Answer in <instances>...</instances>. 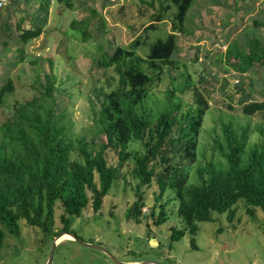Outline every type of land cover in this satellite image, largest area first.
Listing matches in <instances>:
<instances>
[{"label": "rangeland", "instance_id": "rangeland-1", "mask_svg": "<svg viewBox=\"0 0 264 264\" xmlns=\"http://www.w3.org/2000/svg\"><path fill=\"white\" fill-rule=\"evenodd\" d=\"M73 1L74 7L69 8L65 0H53L44 32L23 46L25 55L30 57L17 62L15 49L20 43L15 41L16 23L27 13L33 16L38 5L25 0H3L0 8V87L4 79L12 75L17 89L9 100L17 96L31 97L32 85L44 90L45 75L53 65L55 110L61 117L65 133L71 139L86 137L89 142L100 143L105 136L99 132L97 120L106 95L115 89L125 92L130 88L124 84L119 70L115 66L107 67L104 61L117 46L132 48L137 38L143 41L137 47V54L146 58L151 44L166 38L172 30L176 7L170 0H146L147 3L141 0ZM152 1L155 6H150ZM156 13L162 14V20L155 29L147 30ZM75 19L81 29L73 26ZM255 21L261 22L257 33H253ZM6 23L10 24V30L4 28ZM263 23L264 0H195L184 30L177 32L178 48L172 62L160 63V68L152 67L149 61L142 62L143 69L154 80L136 108L140 114L156 119L162 111L176 109L179 105L181 118L198 105L203 95L207 99L197 163L184 168L191 175V182L198 181L195 180L196 170L200 165L227 166L220 145L228 150L224 128L230 123L238 136L246 130L247 146L242 164H247L251 150L264 151V111L253 115L242 111L246 103L243 101L264 99V63L242 74L226 56L227 47L237 44L247 49L246 40L253 35L263 38L264 44ZM25 26L31 27L28 19ZM3 39H9L10 51L5 50ZM229 59L234 61L233 57ZM6 113V108L0 107V122ZM130 150L144 153L146 147L143 142L135 141ZM113 154L109 161L117 164L118 156ZM133 162L124 163L121 178L104 197L99 210L95 211L90 203L80 216L70 217V229L78 238L103 247L121 262L264 264V212L257 208L256 216H250L243 199L235 205L232 219L228 217L229 212L216 213L215 220L202 222L195 235L186 233L183 239L172 241L173 229L182 227L177 213L179 200L176 192L168 189L157 202L160 188L155 177L151 184L141 187L146 202L141 220L137 221L134 216L129 218L126 213L138 199L139 180L133 177ZM156 167L157 172L162 170L159 163ZM161 203L166 204L167 218L157 225L152 214L148 217L145 214L154 209L156 217L159 206L155 205ZM62 214V208L58 207L55 213L57 231L64 226ZM56 236H47L41 228L22 221L18 237L9 233L5 237L0 264H47ZM52 264L118 263L100 249L65 239L57 245Z\"/></svg>", "mask_w": 264, "mask_h": 264}, {"label": "trees", "instance_id": "trees-1", "mask_svg": "<svg viewBox=\"0 0 264 264\" xmlns=\"http://www.w3.org/2000/svg\"><path fill=\"white\" fill-rule=\"evenodd\" d=\"M25 1L38 6L33 16L27 13L16 23L15 41L20 43L15 49L17 62L30 57L25 55L23 46L44 32L53 3V0ZM170 1L176 7L172 30L166 38L151 44L146 58L137 54V47L143 42L137 38L132 48L117 46L104 61L107 67L115 66L119 70L124 84L130 88L125 92L115 89L106 95L97 120L99 132L105 136L100 143L89 142L86 137L71 139L65 133L61 117L55 110L53 65L45 75L44 90L32 85L31 97L17 96L10 101L8 97L17 86L12 75L4 79L0 87V107L7 110L0 122V252L8 233L19 236L22 221L41 228L50 237L62 231L73 232L70 217L80 216L90 203L95 211L99 210L104 197L121 178L127 160H134L132 174L139 183L138 199L126 215L141 220L146 204L141 187L151 184L157 177L160 191L156 201L162 200L168 189H173L179 200L177 213L182 227L173 229L172 241L183 239L186 233L195 235L202 222L215 220L216 213L229 212L228 217L232 219L235 205L241 199L245 200L250 216H256L257 208L264 212V151L251 150L247 164H242L247 146L246 130L238 136L231 123L225 126L228 150L219 145L226 167H216L213 163L198 166L197 182H191V175L186 173L185 166L197 163L198 159L200 130L208 110L203 94L198 105L181 118L179 105L176 109L162 111L156 119L136 110L146 97L147 86L154 80L143 69L142 62L149 61L155 68H160V63L172 62L178 48L177 32L184 30L188 12L195 3V0ZM65 2L67 7H74L73 0ZM149 3L155 6V1ZM161 13L153 15L147 30L157 27L162 20ZM27 19L31 27L25 26ZM77 23L73 20V26L81 29ZM260 25V21H255L253 33H257ZM4 28L10 30L11 26L6 23ZM82 33L87 35L85 29ZM9 43V39H3L6 51L11 50ZM246 44L247 49L237 44L227 47L228 62L242 74L264 63L263 38L253 35ZM230 57L234 61H230ZM243 102H246L242 109L244 114L264 111V99ZM135 141L144 143V153L130 150ZM113 152L118 156L117 164L109 161ZM157 163L162 166L160 172H157ZM155 206H159L156 217L154 209L145 216L152 214L155 224L159 225L166 221V204ZM58 207L63 210L64 226L57 231L55 213Z\"/></svg>", "mask_w": 264, "mask_h": 264}, {"label": "water", "instance_id": "water-1", "mask_svg": "<svg viewBox=\"0 0 264 264\" xmlns=\"http://www.w3.org/2000/svg\"><path fill=\"white\" fill-rule=\"evenodd\" d=\"M64 234H68V235H71L72 238L78 242H80L81 244L83 245H86L88 247H92V248H97V249H100L106 253H108L118 264H161L157 261H154V260H146V261H142V262H121L119 261L118 259H116L111 253H109L106 249H104L103 247L99 246V245H96V244H93V243H86L84 241H82L80 238H78V236L74 233V232H67V231H62L60 232L52 241V246H51V251H50V254H49V260L47 262V264H52V261H53V257H54V253H55V250H56V247L57 245L59 244L60 241H58V239L63 236Z\"/></svg>", "mask_w": 264, "mask_h": 264}, {"label": "bare ground", "instance_id": "bare-ground-1", "mask_svg": "<svg viewBox=\"0 0 264 264\" xmlns=\"http://www.w3.org/2000/svg\"><path fill=\"white\" fill-rule=\"evenodd\" d=\"M65 239H73L71 235H68V234H64L63 236H61L58 241H62V240H65Z\"/></svg>", "mask_w": 264, "mask_h": 264}, {"label": "built area", "instance_id": "built-area-1", "mask_svg": "<svg viewBox=\"0 0 264 264\" xmlns=\"http://www.w3.org/2000/svg\"><path fill=\"white\" fill-rule=\"evenodd\" d=\"M4 4L3 0H0V7H2Z\"/></svg>", "mask_w": 264, "mask_h": 264}, {"label": "crops", "instance_id": "crops-1", "mask_svg": "<svg viewBox=\"0 0 264 264\" xmlns=\"http://www.w3.org/2000/svg\"><path fill=\"white\" fill-rule=\"evenodd\" d=\"M133 262H136V261H133Z\"/></svg>", "mask_w": 264, "mask_h": 264}, {"label": "flooded vegetation", "instance_id": "flooded-vegetation-1", "mask_svg": "<svg viewBox=\"0 0 264 264\" xmlns=\"http://www.w3.org/2000/svg\"><path fill=\"white\" fill-rule=\"evenodd\" d=\"M165 258H166V256H165Z\"/></svg>", "mask_w": 264, "mask_h": 264}]
</instances>
